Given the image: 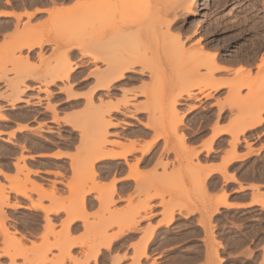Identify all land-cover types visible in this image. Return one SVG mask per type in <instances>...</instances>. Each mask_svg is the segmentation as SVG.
I'll use <instances>...</instances> for the list:
<instances>
[{
	"label": "crops",
	"instance_id": "crops-1",
	"mask_svg": "<svg viewBox=\"0 0 264 264\" xmlns=\"http://www.w3.org/2000/svg\"><path fill=\"white\" fill-rule=\"evenodd\" d=\"M52 7L24 11L0 3V53L6 50L5 36L16 33L20 21ZM47 13L43 19L51 17ZM47 42L42 47L54 40ZM42 47H26L31 50L22 54L36 57ZM94 66L80 63L71 70L75 96L68 98L53 87V98L45 91L39 98L36 89L30 103H21L28 101L25 98L17 105L6 96L8 85L22 74L13 71V64L0 70V180L7 184L26 166L31 179L43 186L31 194V201L12 195L21 206L9 209L11 224L26 236L24 243L40 244L48 225L61 229L66 224L75 244L73 257L85 260L86 246L101 247L90 264H264V121L240 134L234 147L233 111L217 104L228 93L225 87L181 99L183 121L176 131L166 132L152 118L151 79L141 73L148 67L137 65L112 83L111 97L105 99L113 107L106 116L109 142L102 147L107 155L90 163L82 112L87 103L85 80ZM240 66L257 72L256 66L238 63L227 66L232 73L220 76H232ZM42 75L35 72L26 80L38 88L40 81L51 79ZM54 82L57 87L67 84ZM95 82L93 78L91 84ZM102 91L97 89L96 104ZM124 100L127 105L118 106ZM50 103L58 105L57 121ZM97 149L94 146L92 153ZM90 164L95 173L87 172ZM78 181L97 187L78 195L85 198L86 211L81 219L70 221L69 207L56 205L51 192L56 186L52 197L67 201L72 197L68 184ZM224 198L226 203L220 204ZM36 202L41 205L34 207ZM225 213L239 220L226 221ZM66 264L74 263L67 259Z\"/></svg>",
	"mask_w": 264,
	"mask_h": 264
},
{
	"label": "rangeland",
	"instance_id": "rangeland-1",
	"mask_svg": "<svg viewBox=\"0 0 264 264\" xmlns=\"http://www.w3.org/2000/svg\"><path fill=\"white\" fill-rule=\"evenodd\" d=\"M78 1H80L81 3L78 4ZM78 1L77 0H0V3H2L4 6L20 8V9H23L24 11L25 10L35 11L36 8H42V7L52 6V5L72 7L70 11H68L67 14H65V17L63 19L62 18L60 19L59 16L50 17V15L48 18L43 19L42 15L46 14V12L48 11L46 12L42 11V13H37L39 16L36 17L34 15L27 22L21 23L20 21L18 23L16 33H14L13 35L5 36L3 45L6 46V50L5 52L0 53V70L3 71L7 69L8 65L13 64L14 65L13 71L22 74L19 80H17L16 82L10 83V85H8L9 92L7 93L6 97L9 100V102H11L12 97L17 92H19L20 94L23 95V98H26L28 100V101H24L21 103H30L31 99L33 98L34 93L36 92V89H38L39 91L38 92L39 98H41L43 91L47 92L50 98H53L55 95V93L52 90L53 87L56 89H60L62 92L66 93L68 98L75 96L76 94L73 92L74 86L71 85L70 78L65 79L66 78L65 77L61 79L62 82L66 81L67 83V84L64 83V85L61 87L52 86V84L55 83L53 81L54 76H55L54 74H56L55 72H57L55 70L58 69V68L57 69L55 68L56 66L59 67L60 65H62V63H59L58 60H62L59 58H63L65 55L64 57L65 60L67 57H69L71 60V64L69 65V67H67L69 69L70 68L73 69V67H75L76 65L80 63H89V64L94 63L95 64L94 68L89 71L87 79L85 80L86 81L85 83L88 85V92L83 95L87 101L85 105V109L82 112V118H84V120H86V116H89L90 114V119L92 117L91 121L93 120L94 122L95 118L99 117L105 111L104 108L108 106V104L106 105L105 99L106 98L110 99L113 87L111 89H104L101 93H99L100 103L95 104L96 103L95 96L97 94L96 90L98 88L97 86L102 81H105L108 79L110 80L112 76H114V72H112L113 74L108 75L110 74L108 73L110 72L108 70V68L110 69V67L108 66L109 64L111 66L113 62L116 61V63L113 66L116 65V68L119 69V66L123 64L122 62L124 61L126 62V60H128V62H130L129 60H131V62L136 60L134 61V63H136L135 65L134 63L133 64L131 63L134 66L141 65V66L148 67L147 69L142 70L141 73L147 72L149 74V77L151 79L150 85H153L155 82H157L156 78L160 79L161 77V80L162 79L164 80L163 85H165L167 89H163L162 88L164 87L163 85H160L158 83L157 84L158 86L159 85L161 86L164 92H166L167 90L171 91L169 89L173 88V90L171 91L172 93L167 91L166 92L167 94L166 93L163 94V92L162 94H160L161 90L159 91V93H157L154 90L156 88H159L157 85H156V88H154L156 84L155 83L153 87L152 86L151 87H152V92H156L157 94L153 93V96H152L151 87H150V95L152 97V102L150 105V108L152 110V118L159 121L160 126L166 132L173 131V129H171V123H169V118L167 116L168 114L166 111L168 107H170L173 97L179 91L181 87L180 85H182V87L184 86V88H181V89L187 88V89H190V91L192 92H197L198 89L201 90V93H198L197 97H201L202 95L208 92L212 93L211 91L212 89L210 88L209 83L213 82L212 81L213 78L219 79V80H221V78L222 80H226V79L229 80V79H234V78L237 79V76L239 74H236V72H234L232 76H227L226 78L220 76L224 73H228V74L232 73V69L227 67L228 65H231V64L239 63L241 65H250L252 67L256 66L257 72L255 74L253 73V69H250L248 71L249 73L244 70L242 72L244 74L242 73L241 74L243 76L245 75L244 78L246 79L254 78L253 82H255L256 77L258 76L260 77V78L258 77L259 79L257 80V82H255V84L252 82L251 83L252 85H250V86H254L255 93L253 94L255 96L251 93L253 89L252 87H251L252 89H250L248 86L243 87L241 91L239 92L240 94L239 96L246 97L248 93L246 95L243 94L244 90L247 89V92H250L251 90V92L249 93L250 97L247 96L248 100L245 99L246 101H244L243 100L244 98H242L240 100L241 102L239 101V99L238 101H236L235 98H237L238 95H234L233 88L228 87L227 88L228 93L226 97L223 99V101L220 98L217 101V104L220 105L221 108H223L224 105H226L227 107L231 108V110L233 111V116L231 118L232 129L234 130V127L238 125L242 126L244 124H248L249 122L253 121L255 117L259 116L262 110H264L262 107H261L262 109L260 107L258 108L259 111L254 109L256 107H254V104H253L256 102V100L260 101L263 98L260 96L264 95V78L262 77L264 76L263 74L264 69L260 70L259 68V62H261L262 58L264 57V0H204L203 5L200 9V14L193 18L188 17L187 14H188V7L190 6V8H193L194 0H90V1L89 0L87 1L78 0ZM62 4H67V5H62ZM175 6H177V8ZM47 9H44V10H47ZM174 9L177 12L176 14L178 16L177 18L180 21L177 24V26L171 30V34L175 36L178 34L181 35V42H183L184 44L183 50L179 49L180 46L179 44H177L178 40L173 41L172 43L174 44L171 43L172 45H170L168 43H170L172 39L170 41H167L166 42L167 44H165L164 38L163 39L161 38L159 43H157L158 41L152 38L153 33L150 28L151 26L150 18L153 17V14H155V12L157 13L158 11L160 13L162 20L165 21L166 20L165 18L169 12L171 13L175 12ZM62 16H64V14ZM72 16L73 18H71ZM171 17L172 16H170V18ZM33 18L39 19V21L34 22L32 20ZM72 20H75V21H72ZM69 22L71 24L73 22L75 23L79 22V25L73 24L77 26V29L74 32L76 33V35H78L79 39L78 38L75 39L74 37L68 36V39H69L68 40L67 37L64 36L65 40H63L64 32L62 31L63 32V35H62V32L60 33L58 29L56 28L60 26V23L61 25L65 27ZM103 22L105 23L110 22V24L107 23L106 25H109V26L111 25V26L110 27L107 26L108 28L103 30L102 29L103 28L102 25L104 24ZM101 23L102 25H100ZM21 24H22V28L20 29L19 26ZM67 31L68 30H66L65 32L67 33ZM116 32L117 33L119 32V33L117 34ZM59 33L60 35H62V37L59 36ZM121 33L122 34L124 33V34L120 35ZM48 36H51L53 40L55 39L54 43L45 45L42 48H37L39 52L36 54V57H35V54H30V53L27 55L22 54L24 50L28 49L26 47H30V45H35L37 44L38 40L39 41L45 40L46 38L44 37H48ZM69 37L73 38L72 40L75 42L76 40H78L77 42H79L82 46L80 47L81 49L68 51V49L70 48L69 45H71L72 43V40ZM109 40H110L109 45H111V48H109L110 46H108L107 50L111 49L113 51L111 52V51L106 50V53H105V50L102 49L104 51L100 50V53H99L98 49H101L99 46L103 44L102 42H108ZM117 42H120L119 46L121 47L117 45L118 44ZM123 42H125V44H123ZM113 43L115 45H113ZM50 47L52 48V53L48 54V52L51 49ZM94 48H97L96 50H98V52L95 50L96 52L95 54L97 55L92 54L93 52L88 53L89 50L91 52L92 51L91 49H94ZM28 50L30 51L31 49H28ZM75 51L78 52V55H76ZM197 51H199V53H197ZM82 52H87V55L84 56ZM200 52H202V54H200ZM196 53L199 55L195 56ZM207 53L211 55L216 54V58L218 59L217 61L221 65L223 66L225 65L224 70L220 69L214 72L213 76H215L216 78L209 75L210 78L212 77L211 79L209 78L210 81L209 79L205 78L206 77L205 75L206 74L208 75L210 71L208 68L209 63L207 62L209 60H206V58L209 59L210 56ZM111 54H112V57H111ZM180 54L182 56L184 54V56L186 55L187 57L179 56ZM205 54L208 55L209 58L208 57L204 58L206 61L202 59L203 62L199 61L201 59V56L205 57ZM106 56L107 58H110L108 61H106L107 58L106 59L102 58ZM193 56L195 57L193 58ZM126 57H129V58H126ZM180 57H181V61L178 60L180 59ZM100 59H103V60H100ZM31 60H34V62H32ZM65 60H64V64L66 62ZM175 60H177L176 62H179L180 65L179 64L177 65L175 63ZM107 62H110V63H107ZM144 62L145 63L148 62L146 63L147 65ZM198 62H200L202 66ZM192 64L194 65V67L192 66ZM198 64L200 66L199 68L197 67ZM206 64L208 65L206 66ZM178 67H180V69H184V72L181 70L182 71V74H180L181 76H179L178 72H181V71H179L180 69ZM188 68L190 70V71L188 70V73L191 72L193 68L191 72L192 75L190 74L189 76L190 79L185 74L183 75V73H185ZM118 71L119 70H116L115 73ZM35 72H39L40 74L42 73L43 77L49 76L51 79L49 81L47 80L40 81L41 85L38 88L35 86H32L28 83L26 78L32 76V74H34ZM198 72L200 73L198 74ZM96 73L98 77L97 75L95 76ZM103 73L107 75L104 76ZM182 76L184 77L186 76L185 77L186 79H184V77ZM202 76H204V78ZM240 76L238 77L241 78L242 76L241 77ZM199 77L200 78L202 77V78L200 79ZM93 78H96V82L91 84L93 82ZM182 78L185 80V81L182 80V83L184 84H180ZM166 79L168 80L165 81ZM17 85H19L18 88L20 90L17 88L19 91H16ZM114 89L115 91H117L116 87H114ZM121 90L124 92V94H126L127 92L126 88H122ZM168 93L171 94V95L169 94L170 97H168ZM91 94H93V98L92 97L89 98ZM253 97L255 98L257 97L258 99L257 98L255 99ZM156 98L158 99L156 101L157 102L159 101L158 103L155 101ZM167 98H169V100H166ZM194 98H196V96ZM155 102L157 106L161 105L160 106L161 108L157 107V110H156ZM262 102H264V100ZM169 103L170 105L168 106L167 104ZM95 105L97 106L96 108L100 109V112L103 110L101 114L98 113L99 111L95 108ZM120 105L126 106L127 101L126 100L122 102L120 101L118 106ZM163 105H165L166 110L162 108L164 107ZM251 106H253L252 107L253 109H250ZM107 108H106V111L109 110V108L108 110ZM49 109L54 112V120L57 121L59 119L58 105L50 103ZM177 109H178V105H177ZM90 110H93V111L95 110L98 112L93 113L92 111L90 113ZM254 112H257L258 115H256V113ZM103 114H105V117H106V116H110L111 112L103 113ZM93 115L94 117L97 115L98 116L93 118ZM102 115L100 117H103ZM180 116H183V115H180ZM262 116H264V111L262 112ZM88 118H87L88 121L86 120L84 124L90 123L89 122L90 119ZM157 118H160V119H157ZM102 119L104 120V117L101 118V120ZM98 120L99 118L97 119V121L95 120V123L91 122L93 123L92 125L96 126V128L99 129L97 130L95 128L96 129L95 131L97 134L95 133V131H92V128L94 126L93 127L92 126L83 127L84 124L82 125V132L84 135H86L85 142L88 143L89 140L92 142L93 137L95 140L99 132L103 131V130H100L101 129L100 127H104V126L99 127L98 124L96 123L98 122ZM165 125H166V128H165ZM83 128L86 130H84ZM87 128H89V130ZM103 129L107 132L106 128H103ZM90 131L92 132L90 133ZM92 135L94 136L92 137ZM109 135L110 133L108 130L107 138L103 139V142L99 141V144L101 143H104V144H101V145H99L98 143L96 144L97 140H95L96 142H93L92 144L90 143L91 148L89 149L90 151H88L89 159L91 160L90 163L94 161V159H91L92 148L94 146H97L98 148L101 146L103 147L106 144V142H109V139H108ZM90 137L92 138L90 139ZM106 139L107 141H105ZM238 140L239 138L234 137L231 144L235 147L239 143ZM94 143L96 145H94ZM247 145L250 147L251 143L247 142ZM235 152H236V149H235ZM92 169H93V166L92 164H90V169H88L87 172L91 173ZM28 178L31 179V171L28 167L24 166L22 168L20 167L19 173L16 177L12 179H8L7 184L3 183L0 180V184H2V186L3 185L5 186V195L9 196L8 201H5L4 198L0 196V253L1 254L9 253L8 254L9 256L0 257V264H30L32 261L34 262L35 259H38V256H40V254H42L45 251L47 252L48 249H49V252L47 253V260L44 264H51L50 263L51 261L49 262L50 258H53V260H60V261H62L63 259V261L65 262L67 261V259H70L71 261H73L74 264H76L77 262H79L77 264H82V263L90 264L91 260L95 258L96 253L101 247L86 246L85 247L86 248V252H85L86 259L85 260H81L79 258L73 257L72 249L74 248L75 244L72 242L71 232L66 228V224H63L61 229H56L55 225L53 226L48 225L44 231V234L42 235V241L40 244L32 243L31 245H27L24 243L23 239H25L26 236L21 235L18 229H16L11 224L12 215L9 212V209L11 208L14 209L15 207L13 206L15 204H19L20 202L12 200V195L18 194V193H16L15 190L9 186L12 184V182L14 183L19 182V184L21 183L20 185H23V184L25 185V183H27L25 186H27L28 188L31 187L32 189V187H34L33 186L34 184L32 183H34L35 181L31 179V182H30L28 181L29 180ZM35 183L37 186L39 185L37 182ZM88 184L89 183L86 181H78L74 183H69L68 186L71 192H72V188L77 189L78 192L73 193L75 190L74 189L72 192V197L69 198L67 201H63L61 198L52 197L53 195L54 196L56 195L55 191H57V187L54 186V192L53 191L51 192V198L56 202V205L60 207H64L66 205L67 207H71L72 205L78 206L80 200H82L83 202V198H80V196H82L86 192V190H88L89 187L93 185L91 184L89 186ZM39 186L43 187L42 185H39ZM94 186L97 187L96 184H94ZM33 192H38V191L32 190V192L29 193L30 196ZM18 195H21V194H18ZM25 200H28V199L25 198ZM29 200L31 201L32 197ZM72 201L74 202L72 203ZM37 204L41 205V203H37ZM137 216L138 215H135V219ZM223 218L226 221L239 220L238 217L233 216L230 213H225L223 215ZM49 221L51 222L52 220L49 219ZM53 250H58L59 254L51 255Z\"/></svg>",
	"mask_w": 264,
	"mask_h": 264
},
{
	"label": "bare ground",
	"instance_id": "bare-ground-1",
	"mask_svg": "<svg viewBox=\"0 0 264 264\" xmlns=\"http://www.w3.org/2000/svg\"><path fill=\"white\" fill-rule=\"evenodd\" d=\"M78 1V0H77ZM84 1V0H83ZM87 1V0H86ZM90 1V0H89ZM203 2H204V0H194V3H193V8H190V6L188 7V17H190V18H193V17H196V16H198L199 14H200V9H201V7H202V5H203ZM81 2L80 1H78V4H80ZM189 3H190V1H189ZM77 4V3H76ZM176 8H177V6H175ZM174 7V8H175ZM72 7L71 6H59V5H55V6H53L52 8H48L47 10H44V11H48L50 14H51V16L52 17H57V16H59L60 17V19L62 18H64L65 17V14H67V12L68 11H70V9H71ZM184 8H185V6H184ZM175 10V9H174ZM39 12H41V11H43V10H38ZM175 12H176V10H175ZM175 12H173V13H171V12H169L168 13V15L166 16V20L165 21H163L162 20V18H161V16H160V13L157 11V13L155 12V14H153V17L152 18H150V22H151V26H150V28H151V30H152V35H153V37L152 38H154L156 41H158L157 43H159V41L161 40V38L163 39L164 38V40H165V44H167L166 42L167 41H170L171 39V41H170V43H168V44H170V45H172V44H174V43H172L173 41H176V40H178V43L177 44H179V46L181 47H179V49H182L183 50V48H184V44H183V42H181V35L180 34H178V35H172L171 34V30L172 29H174L176 26H177V24L179 23V19L177 18L178 16L176 15L177 14V12L175 13ZM29 14V16L31 17L32 16V13H28ZM64 14V16H62ZM159 14V15H158ZM62 16V17H61ZM170 16H172L171 18H170ZM71 18H73V16L71 17ZM57 19H59V18H57ZM78 19V18H77ZM76 19V20H77ZM151 19H152V21H151ZM72 21H75V20H72ZM104 24L102 25V23L100 24V25H102V29L103 30H105V29H107L108 27L107 26H109V25H106L107 23H105V22H103ZM73 24H77V25H79V22L78 23H75V22H73L72 24L69 22L65 27L63 26V25H61V23H60V26L59 27H56L57 29H58V31L61 33L62 31L64 32V35H63V32H62V35H63V37L64 36H66L67 37V39H68V36H70V37H74L75 39H77L78 38V35H76V33L74 32V31H76V29H77V26H75V25H73ZM108 24H110V22L108 23ZM111 26V25H110ZM109 26V27H110ZM120 26V25H119ZM63 27V28H62ZM67 27V28H66ZM69 27H71V28H69ZM75 27V28H74ZM113 27V26H112ZM101 28V27H100ZM117 28V27H116ZM115 28V29H116ZM68 30V31H70V32H68L67 31V33L65 32L66 30ZM70 29V30H69ZM101 29V30H102ZM72 30V31H71ZM102 30V31H103ZM118 30V29H117ZM125 30V29H124ZM57 31V32H58ZM116 31V30H115ZM114 32V31H113ZM123 32V31H122ZM60 33H59V36H61L62 37V35H60ZM66 33V34H65ZM102 33H104V32H102ZM117 33V32H116ZM119 33V32H118ZM117 33V34H118ZM129 33V32H128ZM48 34V33H47ZM124 34V33H123ZM122 33L120 34V35H123ZM114 35V34H113ZM126 35V34H125ZM69 37V38H70ZM114 37V36H113ZM130 37H131V35H130ZM44 38H47V37H44ZM49 38V37H48ZM48 38L47 39H45V40H42V41H37V44H35V45H30V47L31 48H33V47H42L47 41H51V39L52 38H50V40H48ZM102 38V37H101ZM110 38V37H109ZM123 38V37H122ZM42 39V38H41ZM61 39H63V38H61ZM71 40L73 39V38H70ZM79 39V38H78ZM126 39V38H125ZM132 39V38H131ZM174 39V40H173ZM53 40V39H52ZM55 40V39H54ZM63 40H65V37H64V39ZM69 40V39H68ZM70 40V41H71ZM111 40V39H110ZM110 40L108 41V42H102L103 44H99L100 46V48L101 49H98L99 50V53H100V50H102V49H104L105 50V53H106V50H107V48H108V46H110L109 48H111V45H109L110 44ZM123 40V39H122ZM70 41H68V42H70ZM78 40H76V42L75 41H73L72 40V43H71V45H69L70 46V48L68 49V51H71V50H74V49H77V50H79V49H81L80 47H82L81 46V44L79 43V42H77ZM112 41H113V39H112ZM111 41V42H112ZM127 41V40H126ZM66 42V41H65ZM164 42V41H163ZM47 43H49V42H47ZM79 43V44H78ZM118 44V46L120 45L119 43L120 42H117ZM128 43V42H127ZM172 43V44H171ZM123 44H125V42H123ZM162 44H164V43H162ZM113 45H115L114 43H113ZM117 45H116V47H117ZM122 45V44H121ZM158 45V44H157ZM159 46H160V44H159ZM94 47V46H93ZM96 47V46H95ZM98 47V46H97ZM113 47V46H112ZM119 47H121V46H119ZM118 47V48H119ZM166 47V46H165ZM59 48V47H58ZM68 48V47H67ZM87 48H89V47H87ZM84 49V48H83ZM97 48H94V49H91L92 51L90 52V50L88 51V53H92V54H95L96 52H95V50H96ZM98 50H96L97 52H98ZM104 50H102V51H104ZM86 51V50H85ZM101 51V52H102ZM107 51H113V50H111V49H109V50H107ZM181 51V50H180ZM185 51V50H184ZM110 52V53H111ZM182 52V51H181ZM192 52H194V51H192ZM183 53V52H182ZM197 53H199V51H197ZM195 54V56L197 55H199V54ZM65 54V53H64ZM82 54L84 55V56H86L87 55V52H82ZM200 54H202V52H200ZM207 54H209V53H207ZM89 55V54H88ZM95 55H97V54H95ZM100 55H102V54H100ZM105 55V54H104ZM179 56H182L181 54L179 55ZM178 56V57H179ZM186 56V55H185ZM184 56V54H183V56L182 57H185ZM191 56V55H190ZM189 56V57H190ZM195 56H193V58L195 57ZM209 56H210V58L208 57V55H206L205 54V57L204 56H201V59L199 60V58H198V60L199 61H202L203 62V60L202 59H204V58H206V57H208L209 59H207L206 58V60H209V61H207L208 63H209V74L207 75H205L206 77V79H209L210 77H209V75L210 76H212V77H215V76H213L214 75V72L215 71H217V70H220V69H222V70H224V66L223 65H221L217 60V58H216V54H209ZM56 57V56H55ZM64 57H65V55H64ZM59 58V59H62V60H58L59 61V63H62V65H60L59 63V65L61 66H56V68L55 69H57V70H55V71H57V72H55L56 74H54L55 76H54V78H55V80H58V79H63V78H65V79H69V76H70V73H71V70H72V68H67V67H69V65L71 64V60H70V58L69 57H67L66 58V60H65V58ZM109 57V56H108ZM111 57H112V54H111ZM187 57V56H186ZM101 58V57H100ZM102 58H104V59H106L107 58V56L106 57H102ZM126 58H129V57H126ZM96 59V58H95ZM110 58H107L106 59V61H108ZM118 59V58H117ZM131 59V58H130ZM133 59V58H132ZM135 59V58H134ZM64 60L66 61L65 62V64H64ZM100 60H103V59H100ZM123 60V59H122ZM178 60H180L181 61V57H180V59H178ZM205 60V59H204ZM205 60V61H206ZM62 61V62H61ZM130 62H128V60H126V62L124 61V62H122L123 64L121 65V66H119V69H117L116 68V65L115 66H113L115 63H116V61L115 62H113V64L110 66V64L108 65L109 67H110V69L108 68V70L110 71V72H108V73H110V74H108L107 72V74L108 75H111V74H113L112 72H114V76H112L113 78L111 79V80H109L108 78H106V79H108V80H105V81H102L101 83H100V85H98L97 87V89H111V86H112V83L115 81V80H118V79H124L125 77H126V73L131 69V67H133L136 63H134V61H136V60H132L133 62H131V60H129ZM177 60H175V63L178 65L179 64V62H176ZM187 61V60H186ZM185 61V62H186ZM189 61H190V59H189ZM184 62V61H183ZM182 62V63H183ZM107 63H110V62H107ZM118 63V62H117ZM134 63V65L132 66V64ZM138 63V62H137ZM145 63V62H144ZM146 63H148V62H146ZM145 63V64H146ZM182 63H181V65H182ZM199 64H200V62H198ZM63 64H64V66H63ZM119 64V63H118ZM140 64V63H139ZM150 64V63H149ZM187 64V63H186ZM199 64H198V68L200 67L199 66ZM144 65V64H143ZM147 65V64H146ZM151 65V64H150ZM180 65V64H179ZM196 65V64H195ZM201 66H202V64H200ZM208 64H206V66H207ZM72 66V65H71ZM107 66V67H108ZM185 66V65H184ZM192 66L194 67V65L192 64ZM64 67V68H63ZM106 67V68H107ZM113 67V68H112ZM147 67V66H146ZM189 67H191V66H189ZM196 67V68H197ZM61 68V69H60ZM74 68V67H73ZM115 68V69H114ZM179 69H180V67H178ZM259 68H260V70H263L264 69V57L262 58V60H261V62H259ZM147 69V68H146ZM151 69V68H150ZM154 69H156V68H154ZM191 69V68H190ZM107 70V69H106ZM113 70V71H112ZM116 70H119L118 72H116L115 73V71ZM183 71L184 72V69H180L179 71ZM188 70H189V68L187 69V74H186V72L185 73H183V75L185 74L186 76H190V74L192 75V70H193V68H192V70H191V72H189L188 73ZM195 70H197V69H195ZM194 70V71H195ZM199 70V69H198ZM178 71V70H177ZM182 71L181 72H178L179 73V76H181L180 74H182ZM190 71V70H189ZM235 72H236V74H239L238 76H240L241 78H239L238 76H237V79L236 78H234V79H226V80H222V78H221V80H219V79H214L213 78V82H210L209 83V86H210V88L212 89L211 91L213 92V91H219V90H221L222 88H225V87H232L233 88V92H234V95H238V97L237 98H235L236 99V101H238V99H239V101L242 99V98H244L243 100L244 101H246L245 99H247L248 97L247 96H249L250 97V92H251V90H250V92H248V94H247V96L245 97V96H239L240 94H239V92L241 91V89L243 88V87H246V86H248L250 89H252V94L253 93H255V91H254V86H250V85H252L251 83L254 81V78L253 79H251V78H248V79H246V78H244V76L242 75V74H244V73H242L243 71H244V69H243V67H239L237 70H234ZM103 72H104V70H103ZM150 72V71H149ZM196 72V71H195ZM200 72H198V74H199ZM242 73V74H241ZM249 73V72H248ZM263 73V72H262ZM104 74V76L105 75H107V74H105V73H103ZM264 74V73H263ZM97 75V73L95 74V76ZM197 75V74H196ZM202 75V74H201ZM103 76V77H104ZM185 76V77H186ZM195 76V75H194ZM207 76H208V78H207ZM236 76V75H235ZM234 76V77H235ZM97 77H98V75H97ZM158 77V76H157ZM182 77H184V76H182ZM184 77V79H186ZM187 77V78H188ZM196 77V76H195ZM198 77V76H197ZM203 78H204V76H202ZM201 77V78H202ZM211 77V78H212ZM259 77V76H258ZM258 77H256V79H255V82H257V80L260 78H258ZM263 78H264V76H262ZM105 78V77H104ZM200 78V77H199ZM198 78V79H199ZM200 78V79H201ZM210 78V79H211ZM216 78V77H215ZM179 79V78H178ZM183 78L181 79V83L180 84H184V83H182V80H184ZM189 79H190V77H189ZM192 79H194V78H192ZM210 79H209V81H210ZM54 80V81H55ZM159 80H161V77H160V79L159 78H156V81L157 82H155L154 84H155V87L154 88H156V85L158 86V84H160V85H163L164 84V80L162 79L161 81H159ZM168 79H166L165 81H167ZM188 80V79H187ZM185 81V80H184ZM183 81V82H184ZM255 82H253L254 84H255ZM99 83V82H98ZM158 83V84H157ZM166 83V82H165ZM153 84V85H154ZM253 84V85H254ZM153 85H151L152 87H153ZM158 86L159 88H156V89H154L157 93H159V91L161 92L160 94H162V92H163V94L164 93H166V92H164L163 91V89H167L166 87H165V85H163L164 87H162L161 88V86ZM18 86L19 85H17V87H16V89L18 88ZM181 87H180V89H179V91L175 94V96L173 97V99H172V103H171V105H170V103L169 104H167L168 106L170 105V107H168V109H167V116H168V118H169V123H171V129H173V131H176L177 130V128H178V126L182 123V121H183V116L181 117V116H179L180 114H179V111H178V109H177V105H178V103H179V101L181 100V99H184V97L186 96V97H188V98H193V97H195L196 95H197V93H201V90H199L198 89V91L197 92H192V91H190V89H181V88H184V86L182 87V85H180ZM263 86V85H262ZM71 87V86H70ZM152 87H151V92H152ZM171 87V86H170ZM169 87V88H170ZM252 87V88H251ZM19 89V88H18ZM16 90V91H19V90ZM159 89V90H158ZM15 90V89H14ZM22 90V89H21ZM96 90V89H95ZM94 90V91H95ZM153 90V91H154ZM169 90H173V88L172 89H169ZM258 90V89H257ZM261 90V89H260ZM70 91H72V90H70ZM69 91V92H70ZM97 91V90H96ZM171 91H168V92H170V93H172ZM156 92H152V96H153V93L155 94ZM156 93V94H157ZM170 93H168V97H170L169 96V94ZM211 92H208V93H206L205 95H207V94H210ZM14 94H15V92H14ZM13 94V95H14ZM71 94V93H70ZM167 94V93H166ZM251 94V95H252ZM257 94V93H256ZM12 95V96H13ZM92 95V94H91ZM159 95V94H158ZM171 95V94H170ZM246 95V94H245ZM254 95V94H253ZM165 96V95H164ZM255 96V95H254ZM92 97V96H91ZM197 97V96H196ZM260 97H263L261 100L263 101L264 100V95L263 96H260ZM253 98H255V97H253ZM257 98V97H256ZM255 98V99H256ZM254 99V100H255ZM258 99V98H257ZM25 100V98H23V95L22 94H20L19 92H17L13 97H12V104H16V103H18V102H21V101H24ZM156 100H158L157 98L155 99V101ZM166 100H169V98H167ZM165 100V101H166ZM248 100V99H247ZM253 100V99H252ZM259 100H260V98H259ZM258 101V100H256V102L255 103H253L254 104V107H256V108H254V109H256V110H258L259 111V107L261 108H263L264 109V102H262V101ZM103 101V100H102ZM171 101V100H170ZM92 102V101H91ZM157 102V101H156ZM156 102H155V106H156V110H157V107H160V106H157V104H156ZM159 102V101H158ZM157 102V103H158ZM241 102V101H240ZM243 102V101H242ZM167 103V102H166ZM256 103H257V105H256ZM261 103V104H260ZM93 104V103H92ZM91 104V105H92ZM96 104V103H95ZM105 104V103H104ZM108 104V108H109V110H108V108H107V110L108 111H106V108H104L105 109V111L103 112V110L100 112V109L99 108H96L97 106L95 105V108L99 111H93V110H90V113L93 111V113L94 112H98L99 114H101L102 112L103 113H108V112H110L111 111V108H112V110H113V107L109 104V102H106V105ZM241 104V103H240ZM262 104H263V106H262ZM90 105V106H91ZM167 105H166V107H167ZM242 105V104H241ZM102 106H104V105H102ZM154 106V107H155ZM164 107H162V108H164L165 109V105H163ZM89 107V106H88ZM116 107V106H115ZM242 107V106H241ZM253 106H251V108L250 109H253L252 108ZM161 108V107H160ZM261 108V109H262ZM54 109V108H53ZM90 109V108H89ZM88 110V109H87ZM154 110V109H153ZM162 110V109H161ZM166 110V109H165ZM56 111V110H55ZM164 111V110H163ZM264 110H262V112H263ZM165 112V113H166ZM262 112H260V114H259V116H257V117H255L254 118V120L253 121H251V122H249L248 124H244V125H238V126H236V128H235V130H234V135H235V137H237V138H239L238 136L240 135V134H242V133H244L247 129H251V128H254V127H256V126H258V125H260L263 121H264V118H263V116H262ZM92 113V114H93ZM102 113V114H103ZM162 113V112H161ZM253 113V112H252ZM254 113H256V115H258L257 114V112H254ZM88 114H89V112H88ZM98 114V115H99ZM101 114V115H102ZM84 115H86V114H84ZM97 115V116H98ZM100 115V116H101ZM165 115V114H164ZM163 115V116H164ZM92 116V115H91ZM97 116H95V117H97ZM97 117V118H95L94 117V115H93V118H95V120L97 121V119L99 118V120H98V122H96L97 124H98V126L100 127V126H104V127H100L101 129L100 130H103L102 132H99V134L97 135V138H95V140H97V142L94 140V135H95V133H96V126H94V125H92L93 123H95V120H94V122H93V120L91 121V119H92V117H91V119H90V114H89V116H86V120H87V118L88 119H90L89 120V124H84V123H82V125L84 124V126L83 127H88V126H94L93 128H92V131H95V133H94V135H92V137H93V139H92V142L89 140V139H87V140H89V142L88 143H93V142H96V144L98 143L99 144V141H101V142H103V139H105V138H107V135H108V130H107V128H108V124H110L109 122H107L106 123V117H105V114H103L102 116L104 117V120L102 119L101 120V118H103V117ZM162 116V115H161ZM166 116V115H165ZM164 118V117H163ZM157 119H160V118H157ZM86 120H84V118H83V121L84 122H86ZM164 120V119H163ZM82 121V122H83ZM88 121V120H87ZM102 121V122H101ZM91 122H93V123H91ZM106 124H105V123ZM101 123V124H100ZM103 124V125H102ZM96 125V124H95ZM90 128V127H89ZM89 128H87L88 130H89ZM96 128V129H95ZM103 128H106V130H107V132L103 129ZM165 128H166V125H165ZM84 129V128H83ZM94 129V130H93ZM84 130H86V129H84ZM97 130H99V129H97ZM92 131H90V133L92 132ZM89 132V131H88ZM87 132V133H88ZM89 134V133H88ZM97 134V133H96ZM164 135H165V133H164ZM86 136V135H85ZM165 136H167V134L165 135ZM92 137H90V139L92 138ZM86 138V137H85ZM88 138H89V136H88ZM94 140V141H93ZM105 141H107V139L105 140ZM104 141V142H105ZM239 141V140H238ZM87 143V142H86ZM85 143V144H86ZM87 143V144H88ZM87 144H86V146H87ZM95 143H94V145H96ZM101 144H104V143H101ZM101 144H99V145H101ZM90 146V145H89ZM88 146V147H89ZM87 147V148H88ZM91 148V147H90ZM89 149V148H88ZM90 151V150H89ZM105 153H103V149H102V146L101 147H99L98 148V150L97 151H95L94 153H92L91 154V159H96V158H100V157H104L105 155H107V154H105ZM92 171H93V173H95L94 172V170L92 169ZM29 179V180H28ZM27 180L28 181H30L31 182V179L30 178H28ZM28 181H26V182H28ZM21 184V183H20ZM19 184V182H12V184L9 186V187H11V188H13L14 190H15V192L16 193H18V194H21V195H23L25 198H27L28 200L29 199H31V196H30V192H32V190L33 191H39V190H42L43 188L41 187V186H37L36 185V183L34 182V183H32V184H34L33 186L34 187H32V189H31V187H27V186H25L27 183H25V185L23 184V185H20ZM30 184V183H29ZM95 184V183H94ZM94 184L91 186V187H89V189L88 190H86V193L88 192V191H92V190H96V186H94ZM75 188H72V192H73V190H74ZM0 196H2L3 198H4V200L5 201H8V197L9 196H7V195H5V186L3 185L2 186V184H0ZM78 191H77V189H75L74 190V192L73 193H77ZM84 196H85V194H83ZM74 201H72V203H73ZM82 203V204H81ZM81 206H71V207H69L67 210H68V213H69V217H70V221H74V220H77V219H81L82 218V213H84V211H86V206H85V198H83V202L81 201ZM226 203V198H224V199H222L221 201H220V204H225ZM21 206V204L19 203V204H15L13 207H20ZM33 206L35 207V206H38V204L37 203H34L33 204ZM127 224V223H126ZM34 246H35V244H34ZM31 247V246H30ZM28 249V248H27ZM70 249V248H69ZM49 252V249L47 250V252L45 251V252H43L42 254H40V256H38V259H35L34 260V262L32 261L30 264H44L45 262H46V260H47V253ZM99 252V251H98ZM97 252V253H98ZM9 254V253H8ZM7 253L6 254H1L0 253V257H2V256H9ZM97 255V254H96ZM52 259V260H51ZM96 259V258H95ZM51 261V262H50ZM79 261V260H78ZM49 262L51 263V264H66V262L65 261H63V259H62V261H60V260H53V258H50V260H49ZM73 262V261H72ZM76 263V262H75ZM77 263H79V262H77ZM76 263V264H77Z\"/></svg>",
	"mask_w": 264,
	"mask_h": 264
}]
</instances>
